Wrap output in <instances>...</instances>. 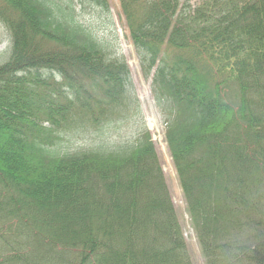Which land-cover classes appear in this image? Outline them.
I'll return each instance as SVG.
<instances>
[{"label": "trees", "instance_id": "trees-1", "mask_svg": "<svg viewBox=\"0 0 264 264\" xmlns=\"http://www.w3.org/2000/svg\"><path fill=\"white\" fill-rule=\"evenodd\" d=\"M118 2L202 264H264V0ZM86 6L109 20L0 0V264H194L150 132L110 133L138 102Z\"/></svg>", "mask_w": 264, "mask_h": 264}, {"label": "rangeland", "instance_id": "rangeland-1", "mask_svg": "<svg viewBox=\"0 0 264 264\" xmlns=\"http://www.w3.org/2000/svg\"><path fill=\"white\" fill-rule=\"evenodd\" d=\"M116 1L109 0L110 12L113 14L109 17V20L106 19L100 23L96 22L92 18V14L90 15L93 9L88 6L85 7V9H87V12L83 14V20L85 22L92 23L98 30V32L95 33L97 38L100 40L104 39L106 41H109L110 43H107L111 46V48L113 47V51L115 53L117 51L119 54L124 56L129 67L131 85L135 95L138 98L139 113L134 118V121L119 123L117 124V127L114 128L110 133L113 134V139H127L129 137L134 138L138 131L142 130L143 128L147 129L149 127L151 139L159 155L163 173L173 200V205L180 216L184 231V237L188 244L189 251L193 257L194 264H202L198 246L189 223L188 215L185 211L183 196L181 194L180 188L178 187L177 179L171 166L165 143L163 141V125L159 120L153 102L150 98L148 82H145L143 77L141 76L133 47L125 37L126 29L124 28L125 26L123 20H120ZM196 1L197 0H191V3L194 4ZM8 41L9 36L4 30L3 26L0 24V62L5 58V54L9 47ZM149 120H151L152 122V127H150L149 125ZM65 138L66 136L63 139ZM111 143L114 142H108V144ZM82 145H84L83 141H74L69 144L63 142L59 150H70Z\"/></svg>", "mask_w": 264, "mask_h": 264}, {"label": "bare ground", "instance_id": "bare-ground-1", "mask_svg": "<svg viewBox=\"0 0 264 264\" xmlns=\"http://www.w3.org/2000/svg\"><path fill=\"white\" fill-rule=\"evenodd\" d=\"M149 121H150V123H149V124L151 125V123H152V122H151V120H149Z\"/></svg>", "mask_w": 264, "mask_h": 264}]
</instances>
